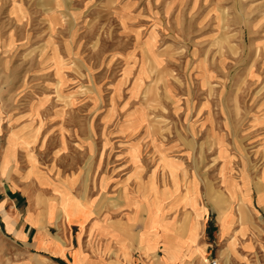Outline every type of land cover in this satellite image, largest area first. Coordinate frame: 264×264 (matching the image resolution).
I'll return each instance as SVG.
<instances>
[{
    "label": "rangeland",
    "instance_id": "1",
    "mask_svg": "<svg viewBox=\"0 0 264 264\" xmlns=\"http://www.w3.org/2000/svg\"><path fill=\"white\" fill-rule=\"evenodd\" d=\"M263 177L264 0H0V183L244 219Z\"/></svg>",
    "mask_w": 264,
    "mask_h": 264
},
{
    "label": "crops",
    "instance_id": "2",
    "mask_svg": "<svg viewBox=\"0 0 264 264\" xmlns=\"http://www.w3.org/2000/svg\"><path fill=\"white\" fill-rule=\"evenodd\" d=\"M34 192L0 183V264H264V177L258 188H236L244 219L225 205L211 216L196 198L181 220L170 200L150 202L123 186L87 198L70 182Z\"/></svg>",
    "mask_w": 264,
    "mask_h": 264
},
{
    "label": "built area",
    "instance_id": "3",
    "mask_svg": "<svg viewBox=\"0 0 264 264\" xmlns=\"http://www.w3.org/2000/svg\"><path fill=\"white\" fill-rule=\"evenodd\" d=\"M209 264H218V261H217V259H215V258H211V259L209 260Z\"/></svg>",
    "mask_w": 264,
    "mask_h": 264
}]
</instances>
